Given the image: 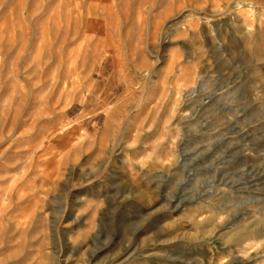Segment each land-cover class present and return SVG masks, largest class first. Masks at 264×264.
<instances>
[{
	"label": "rangeland",
	"instance_id": "rangeland-1",
	"mask_svg": "<svg viewBox=\"0 0 264 264\" xmlns=\"http://www.w3.org/2000/svg\"><path fill=\"white\" fill-rule=\"evenodd\" d=\"M0 264H264V0H0Z\"/></svg>",
	"mask_w": 264,
	"mask_h": 264
},
{
	"label": "bare ground",
	"instance_id": "bare-ground-1",
	"mask_svg": "<svg viewBox=\"0 0 264 264\" xmlns=\"http://www.w3.org/2000/svg\"><path fill=\"white\" fill-rule=\"evenodd\" d=\"M3 201V203H1L0 204V213L2 212V211H4V208H5V203H4V200H2Z\"/></svg>",
	"mask_w": 264,
	"mask_h": 264
}]
</instances>
